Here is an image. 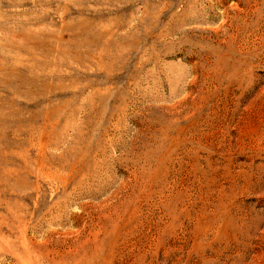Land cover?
I'll return each instance as SVG.
<instances>
[{"label":"rangeland","instance_id":"obj_1","mask_svg":"<svg viewBox=\"0 0 264 264\" xmlns=\"http://www.w3.org/2000/svg\"><path fill=\"white\" fill-rule=\"evenodd\" d=\"M238 1L0 0V264H264V26L233 56Z\"/></svg>","mask_w":264,"mask_h":264},{"label":"bare ground","instance_id":"obj_2","mask_svg":"<svg viewBox=\"0 0 264 264\" xmlns=\"http://www.w3.org/2000/svg\"><path fill=\"white\" fill-rule=\"evenodd\" d=\"M222 5H225L229 0H218ZM238 4V0H235ZM253 4L252 1L249 2V5ZM254 4H257V16L254 17L253 15L245 16L243 19L246 21L245 29L241 31L242 38L239 41H233V44H230L229 48L233 52H235V55L233 56H239L237 59L239 60H245L247 64H251L253 59L258 56V54L261 53V46L259 44L255 45V42H252L251 34L249 32L250 28L255 26L256 23L260 22L262 26H264V0H256ZM238 16V13L235 15ZM240 16V14H239ZM224 56L227 58L229 56H232L230 53L224 54ZM240 71L242 72L241 68L239 67ZM244 80L239 77L238 82L241 83ZM177 187L175 186H168L161 190L160 195V203H164L166 205V209L169 211L173 210L175 206L180 201V197L182 194V191L178 194H175V190ZM191 194H187V196L182 199L181 203L184 204L182 207V210H186L189 207V203L191 202Z\"/></svg>","mask_w":264,"mask_h":264}]
</instances>
